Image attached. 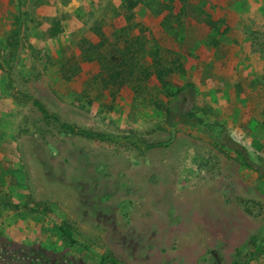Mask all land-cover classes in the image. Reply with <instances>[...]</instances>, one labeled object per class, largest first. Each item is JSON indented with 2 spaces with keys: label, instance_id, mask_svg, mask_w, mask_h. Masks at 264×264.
Returning a JSON list of instances; mask_svg holds the SVG:
<instances>
[{
  "label": "rangeland",
  "instance_id": "1",
  "mask_svg": "<svg viewBox=\"0 0 264 264\" xmlns=\"http://www.w3.org/2000/svg\"><path fill=\"white\" fill-rule=\"evenodd\" d=\"M146 1L127 12L121 0H0L10 62L9 71L0 58V199L18 205L0 204V264H110L101 261L108 254L124 264H264V178L215 143L235 140L253 163L264 158V22L245 32L261 75L240 79L230 96L235 78L192 74L201 126L168 127L155 104L168 106L183 77L167 74L161 86L155 73L166 65L188 78L182 62H195L194 49L176 51L195 20L185 0ZM233 1L242 12L247 0ZM220 18H209L202 44L225 57L237 42L218 35L236 21ZM56 22L62 32L50 37ZM113 71L123 83L107 82ZM26 94L91 136L46 118Z\"/></svg>",
  "mask_w": 264,
  "mask_h": 264
},
{
  "label": "crops",
  "instance_id": "2",
  "mask_svg": "<svg viewBox=\"0 0 264 264\" xmlns=\"http://www.w3.org/2000/svg\"><path fill=\"white\" fill-rule=\"evenodd\" d=\"M185 2L188 3H183L182 6L185 7L188 18L193 17L195 21L193 23V30L187 28L188 26H186L185 32L183 34V37H188L187 41H190L189 45L185 44V40L181 46L178 43L179 48L176 52L185 55L187 53L189 54L192 49H194L192 61L195 60V62H182L183 67L184 65L187 66L186 73L188 74V78H184L185 73L174 72L175 69L170 72H173L172 79L178 76L183 77L181 80V85H178V88H181V86L185 82H190L194 85L195 83L193 82L192 74H198L199 76H202L203 73L209 74L210 72H216L222 82H225L227 80L230 81L231 77L235 78L236 86H234V88H231L230 92V96H232L233 92H238L240 90V79L243 80V84H246V82L250 84L254 77L261 75L260 68L262 67V63L259 64L258 62H253L251 47L248 42L249 40L247 39V34H245V32L248 28H252L255 23H259L260 21L264 22V13L262 11L259 15L260 20H257L256 16L257 12H259L258 4H264V1L261 2L260 0H247L246 2H243L244 8L240 13L236 10L237 6L235 1L233 0H185ZM228 14L232 16L231 19L236 21L235 23H238V25H234L235 23L230 25L231 28L228 34L225 31L226 26L222 28L220 26V33H226L227 35L225 37L224 35H218V38L223 40V44L226 42V39L227 41L230 39L233 42H237V45L232 47V51L234 54L222 57L221 54L217 55L216 51L207 49L205 47V44H202V41L209 40V35L210 33H212V29L209 28V25H211L209 21L211 22L212 20L220 22V20L223 18L219 19V17L221 15L228 16ZM209 18H211V20ZM140 20H143V16H137L135 19V21ZM204 20H208V24L206 22L207 27H202L205 23L202 22ZM190 24H192V22H190ZM202 28L206 30V34L204 36H202L200 32V29ZM104 34L110 36V33L108 32H105ZM222 50H224V48H222ZM88 56L89 58H91V55ZM3 63L5 64V62ZM3 63L0 62V66H3ZM57 63L58 64L56 66H60V63ZM210 64L220 66V69H210L208 68ZM57 67H53V69L51 70L52 74L56 73L55 69ZM58 77L59 79H61V76ZM184 80L185 82H183ZM247 86V88L245 86L243 87V93L248 89L251 90V86ZM195 89L196 91H198V87L196 88L195 86ZM222 89L227 91L229 88L223 87ZM243 107L244 109H246L247 107L248 111L250 110L249 106L244 105ZM4 112L5 108H3V103H0V114H2L0 115L1 119H3Z\"/></svg>",
  "mask_w": 264,
  "mask_h": 264
},
{
  "label": "trees",
  "instance_id": "3",
  "mask_svg": "<svg viewBox=\"0 0 264 264\" xmlns=\"http://www.w3.org/2000/svg\"><path fill=\"white\" fill-rule=\"evenodd\" d=\"M142 3L146 7L147 6L149 7V5H150L149 4L150 2L146 1V0H124L121 3V5L123 6L125 11L130 12V10H133L136 6H138V4H142ZM168 9L170 11L172 9V6H170ZM163 18H165V17H163ZM209 23L211 25H214L210 21H209ZM213 28L215 29L214 26H213ZM61 32H62V29L60 28L59 24L56 22L54 24L52 30L49 31V35H50V37H56ZM117 40H118V38L115 39L114 43H112V44L116 45ZM81 44H87L88 45V42L83 41ZM104 44L105 43L102 40L97 42L96 46L100 47L98 52L101 50V48ZM89 49L93 53V50H92L93 47L90 46ZM116 54L119 55L120 57L124 56L123 52H121L119 48L116 49L114 55H116ZM101 57L104 58V56H101ZM0 58L3 59V61L5 62L6 66L8 67V69L10 71V62L8 59L9 58L8 52L6 54H3L0 52ZM124 59H126V58L124 57ZM124 59L121 58V62H124L125 61ZM102 62H103V60H102ZM110 62H114V61L111 60ZM130 63L131 62H126L127 66L125 69L127 71H129V75L132 77V76H134V71L136 69V65L134 63H131V64ZM121 67H124V66L121 64ZM174 69L175 68L172 69L170 67H167L166 65H164V67H159L157 69V72L155 73V75H156L157 80L160 81L161 86L167 84V82L164 81L163 78ZM8 77L10 78V76H8ZM107 79H108L107 82H109L113 85L119 84L121 82L123 83V74H121V71H115V72L113 71V74H110ZM196 96H197V91L195 89V86L190 82H185V83H183L181 88H179L177 91L174 92V94L172 95V100L168 106L163 107L162 105L155 104V107L158 110H164L165 115H166V124L168 127H175L177 125H185V126H191V127L198 128L201 126V119H200V116L197 114L198 110L194 104ZM25 97L28 100H31L33 106H35L38 110H40V112H42V114L46 118L55 121L56 123H58L62 127L66 128L71 133L79 134V135L86 136V137L91 136V134L86 132V131L76 130V129L72 128L71 126H68L66 124H61V122L55 116L49 114L44 109V107L39 102V100H37L33 96L26 94ZM176 102L181 103L182 105L190 104L189 110H186V111L182 110V107L181 108L178 107ZM95 137H97L99 139L102 138L98 134ZM227 138H231V136L226 135L225 139H227ZM215 143L220 148H231L233 150V152L235 153V155L243 162V164L246 167L251 169L253 172L257 173V175L259 177L264 178V158L258 157L257 162L253 163V160H251V158H249V156L245 154V150L243 148L244 146H240L235 140H233V141L228 140L225 143L223 141V139H221V137H219V138L215 139ZM229 144H230V146H229ZM241 147L243 149H241ZM261 167L263 168L262 170L260 169ZM2 203H4V202H3V200L0 199V204H2ZM4 204L11 205L15 209L18 207V205H16V204H7V203H4ZM62 233L68 239V241L70 243H72V244L77 243V241L72 238L70 232H68L66 230H62ZM101 261H105V262H108L110 264H124V263L120 262L117 258H115L112 254L102 255Z\"/></svg>",
  "mask_w": 264,
  "mask_h": 264
}]
</instances>
